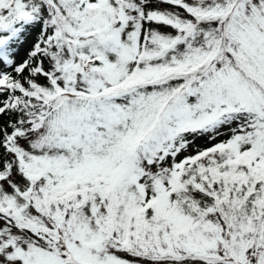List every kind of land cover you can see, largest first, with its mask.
Segmentation results:
<instances>
[{"label":"snow or ice","instance_id":"snow-or-ice-1","mask_svg":"<svg viewBox=\"0 0 264 264\" xmlns=\"http://www.w3.org/2000/svg\"><path fill=\"white\" fill-rule=\"evenodd\" d=\"M0 264H264V0H0Z\"/></svg>","mask_w":264,"mask_h":264}]
</instances>
